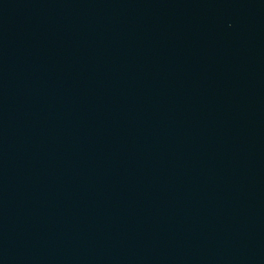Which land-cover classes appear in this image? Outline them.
I'll use <instances>...</instances> for the list:
<instances>
[{
	"label": "water",
	"instance_id": "water-1",
	"mask_svg": "<svg viewBox=\"0 0 264 264\" xmlns=\"http://www.w3.org/2000/svg\"><path fill=\"white\" fill-rule=\"evenodd\" d=\"M0 264H264V0H0Z\"/></svg>",
	"mask_w": 264,
	"mask_h": 264
}]
</instances>
